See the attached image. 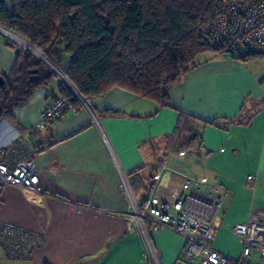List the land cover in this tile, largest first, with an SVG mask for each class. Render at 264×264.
<instances>
[{"label":"crops","instance_id":"obj_1","mask_svg":"<svg viewBox=\"0 0 264 264\" xmlns=\"http://www.w3.org/2000/svg\"><path fill=\"white\" fill-rule=\"evenodd\" d=\"M17 55L0 32L1 75L10 73ZM202 56L169 86V106L114 87L90 100L98 123L79 105L40 129V113L59 96L54 80L1 121L0 147L22 138L41 184L39 191L6 185L0 192V220L43 235L40 247L14 262L149 264L141 236L124 216L121 173L143 200L164 163L166 183L181 184L185 175L209 179L221 199L212 246L228 258L240 256L234 226L250 212L264 221V64L258 61L264 58ZM152 242L161 264L199 263L183 259V240L171 230L153 234Z\"/></svg>","mask_w":264,"mask_h":264},{"label":"trees","instance_id":"obj_2","mask_svg":"<svg viewBox=\"0 0 264 264\" xmlns=\"http://www.w3.org/2000/svg\"><path fill=\"white\" fill-rule=\"evenodd\" d=\"M219 1L0 0V27L39 49L89 100L120 87L165 107L169 86L199 65L202 55L228 54L203 30L218 16ZM232 56L245 62L264 58ZM32 71L38 81H30ZM3 76L0 123L35 89L49 88L54 80L59 96L73 108L80 105L69 85L28 49L18 52Z\"/></svg>","mask_w":264,"mask_h":264},{"label":"built area","instance_id":"obj_3","mask_svg":"<svg viewBox=\"0 0 264 264\" xmlns=\"http://www.w3.org/2000/svg\"><path fill=\"white\" fill-rule=\"evenodd\" d=\"M203 30L211 36L216 49H225L230 55H264V0H220L218 16L207 22ZM0 32L8 37L16 52L32 50L33 47L16 34L2 27ZM71 89L79 104L98 123L90 100L73 86ZM71 107L69 100L56 97L40 113L36 127L44 128L48 122L58 119ZM168 171L169 167L164 163L163 168L154 175V184L143 200L134 197L127 176L121 173L120 190L128 202L124 216L129 230L141 236L148 263L161 264L152 235L162 230H171L183 240V259L186 261L197 259L198 264H261L255 257L264 259V221L250 212L246 221L234 226L233 232L242 249L237 259L228 258L212 246L221 223L218 213L221 199L213 184L205 176L185 175L181 184L172 185L164 182ZM255 181V176H249L248 184L252 189L255 188ZM6 185L32 191L41 190L36 160L22 138L0 147V192ZM162 188L165 192L161 191ZM42 242L41 233L0 220V260L27 259Z\"/></svg>","mask_w":264,"mask_h":264},{"label":"water","instance_id":"obj_4","mask_svg":"<svg viewBox=\"0 0 264 264\" xmlns=\"http://www.w3.org/2000/svg\"><path fill=\"white\" fill-rule=\"evenodd\" d=\"M30 51L33 52L35 55H37L39 57V59L44 61L49 67H51L53 70H55L54 66L50 62H48V61L44 60L43 58H41L34 51H32V50H30ZM55 72L62 78V80L65 83H67L69 85L70 88H72V85L70 84V82L67 80V78L64 75H61L60 73H58L57 70H55ZM31 73L35 74V73H37V71H32ZM38 80H39V75H36V74L34 76H31V78H30V81H38ZM4 83H5V78H4L3 75L0 74V86L3 85Z\"/></svg>","mask_w":264,"mask_h":264},{"label":"rangeland","instance_id":"obj_5","mask_svg":"<svg viewBox=\"0 0 264 264\" xmlns=\"http://www.w3.org/2000/svg\"><path fill=\"white\" fill-rule=\"evenodd\" d=\"M40 53H42L39 49H37ZM33 53V52H32ZM34 54V53H33ZM43 54V53H42ZM42 54H40L41 56H42ZM44 55V54H43ZM37 56V55H36ZM45 56V55H44ZM38 57V56H37ZM43 57V56H42ZM46 57V56H45ZM204 56H202V57H200V59H202ZM39 58V57H38ZM47 58V57H46ZM199 59V60H200ZM49 61V60H48ZM259 62H261L262 63V65L264 64V59H260V60H258ZM50 62V61H49ZM55 68H57L60 72H61V74H63V72H62V70L61 69H59L56 65H54L52 62H50ZM51 68V67H50ZM52 69V68H51ZM52 71L53 72H55V70H53L52 69ZM56 73V72H55ZM57 74V73H56ZM64 75V74H63ZM57 76L62 80V78L57 74ZM65 76V75H64ZM66 77V76H65ZM63 81V80H62ZM0 264H19V263H17V262H14V261H12V260H1L0 261Z\"/></svg>","mask_w":264,"mask_h":264},{"label":"bare ground","instance_id":"obj_6","mask_svg":"<svg viewBox=\"0 0 264 264\" xmlns=\"http://www.w3.org/2000/svg\"><path fill=\"white\" fill-rule=\"evenodd\" d=\"M32 50H33L35 53H37L41 58H43L44 60L48 61V59L45 58L44 55H43L42 53H40L37 49L32 48ZM40 54H42L43 57H42ZM48 62H49V61H48ZM54 68H55V67H54ZM55 70H57V72L61 74V72H60L57 68H55ZM61 75H63V74H61Z\"/></svg>","mask_w":264,"mask_h":264}]
</instances>
